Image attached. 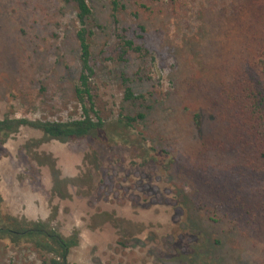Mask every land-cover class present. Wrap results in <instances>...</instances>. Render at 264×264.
<instances>
[{
  "label": "rangeland",
  "instance_id": "1",
  "mask_svg": "<svg viewBox=\"0 0 264 264\" xmlns=\"http://www.w3.org/2000/svg\"><path fill=\"white\" fill-rule=\"evenodd\" d=\"M88 2L97 108L109 119L146 113L137 128L174 161L145 163L139 149L120 142L37 145L42 132L23 126L0 157V213L50 218L65 235L77 230L70 264H264V211L253 212L264 204V170L250 169L252 153L233 141V113L219 93L264 46V0H155L144 20L151 55H131L125 66L102 54L115 30L112 0ZM124 2L121 25L140 32L135 0ZM76 26L67 0H0V119L81 117ZM120 70L130 71L144 102H123ZM53 160L68 198L52 192ZM46 258L28 244L0 242V264Z\"/></svg>",
  "mask_w": 264,
  "mask_h": 264
},
{
  "label": "trees",
  "instance_id": "2",
  "mask_svg": "<svg viewBox=\"0 0 264 264\" xmlns=\"http://www.w3.org/2000/svg\"><path fill=\"white\" fill-rule=\"evenodd\" d=\"M154 1L149 0L145 3L135 0L134 15L138 19L143 17V22L138 25L140 32H137V29L132 30L123 23L121 25L120 14L127 8L124 0H112L115 30L112 42H107L106 48L102 50V54H105L109 61L125 66L131 55L139 58L151 55L144 40L146 33L144 20H150L152 17ZM170 1L175 4V0ZM67 2L74 7L76 13L75 39L78 45L80 72L74 93L81 106L82 115L67 121L8 117L0 119V157L8 153L4 144L10 135L18 132L23 126H30L43 134L42 138L37 140V145L50 140L62 143L86 140L90 148L94 149L99 145L111 147L120 142L139 149L145 163L160 161L159 163L164 164L167 161L164 167L169 168L174 161L171 152L164 148L147 145L146 136L137 128L139 122L145 119L146 113L128 111L125 114L120 113L115 119H109L102 116L97 108L98 96L93 85L94 77L97 75L92 45L96 34L92 23L93 10L88 0H67ZM144 14L148 18H144L142 16ZM138 72L141 73L139 70L132 75L138 76ZM118 76L123 87V102L128 106L144 102L146 95L136 93L130 71L120 70ZM229 78V82L227 80L220 87L219 93L233 113L229 122V126L234 129L233 141L240 143L243 150L252 153L253 159L251 164L249 163V168L255 172H261L264 170V46L258 49L249 66L235 68ZM124 110L126 111L125 106L122 111ZM197 124L200 126L198 120ZM134 131L138 132L136 136L140 134L141 137H133ZM50 165L54 181L52 192L60 198H68L69 193L63 187L68 181L59 178V170L55 168L54 160ZM188 195L192 200L190 194ZM192 195L195 197V190H192ZM262 211H264V204L253 208V212L257 214H261ZM78 236L77 230L70 235L63 234L53 225L50 218L29 220L0 213V242L13 248L23 244L32 246L46 255L47 258L43 264H70L69 255L72 248L79 245ZM241 263L242 261H239V264Z\"/></svg>",
  "mask_w": 264,
  "mask_h": 264
}]
</instances>
